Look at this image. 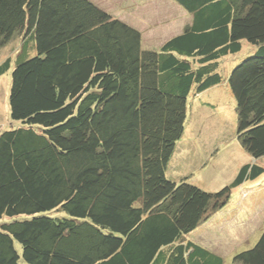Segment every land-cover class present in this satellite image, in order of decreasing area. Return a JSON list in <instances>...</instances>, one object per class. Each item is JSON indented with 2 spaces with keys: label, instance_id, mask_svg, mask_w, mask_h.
Here are the masks:
<instances>
[{
  "label": "trees",
  "instance_id": "1",
  "mask_svg": "<svg viewBox=\"0 0 264 264\" xmlns=\"http://www.w3.org/2000/svg\"><path fill=\"white\" fill-rule=\"evenodd\" d=\"M172 1L189 23L149 49L92 0H0L19 124L0 132V264H223L188 236L264 174V0ZM225 82L253 164L215 193L174 183L188 100ZM259 226L233 264H264Z\"/></svg>",
  "mask_w": 264,
  "mask_h": 264
},
{
  "label": "rangeland",
  "instance_id": "2",
  "mask_svg": "<svg viewBox=\"0 0 264 264\" xmlns=\"http://www.w3.org/2000/svg\"><path fill=\"white\" fill-rule=\"evenodd\" d=\"M100 8L135 27L144 47L159 48L179 34L188 22L187 15L171 0H92ZM15 42L0 46V65L10 56ZM243 50L225 64L222 74L239 63L251 50ZM11 57V56H10ZM10 69L0 77V132L17 128L9 117ZM235 102L228 84L221 83L187 102L184 136L177 145L167 176L174 183L185 180L199 189L215 193L230 185L240 168L254 160L241 148L236 136ZM264 168V157L256 161ZM169 180V179H168ZM264 213V174L234 189L226 204L203 221L188 236L195 244L202 241L223 264H233L236 254L251 249L261 234ZM1 222V221H0Z\"/></svg>",
  "mask_w": 264,
  "mask_h": 264
},
{
  "label": "crops",
  "instance_id": "3",
  "mask_svg": "<svg viewBox=\"0 0 264 264\" xmlns=\"http://www.w3.org/2000/svg\"><path fill=\"white\" fill-rule=\"evenodd\" d=\"M171 1H172V0H171ZM172 2H173V1H172ZM173 3H174V2H173ZM175 5H176V4H175ZM176 6H177V5H176ZM177 8H179V7L177 6ZM179 9H180V8H179ZM180 10H182V9H180ZM182 11H183V10H182ZM183 12H184V11H183ZM184 14H185V12H184ZM185 15H186V14H185ZM187 19H188V22H187L186 24L189 23V17H187ZM125 23H126V22H125ZM127 24H128V23H127ZM186 24H185V25H186ZM128 25H130V24H128ZM185 25H184V26H185ZM130 26H132V25H130Z\"/></svg>",
  "mask_w": 264,
  "mask_h": 264
},
{
  "label": "clouds",
  "instance_id": "4",
  "mask_svg": "<svg viewBox=\"0 0 264 264\" xmlns=\"http://www.w3.org/2000/svg\"><path fill=\"white\" fill-rule=\"evenodd\" d=\"M184 133H185V131H184ZM183 136H184V134H183Z\"/></svg>",
  "mask_w": 264,
  "mask_h": 264
}]
</instances>
